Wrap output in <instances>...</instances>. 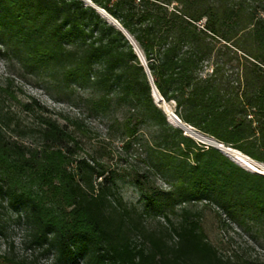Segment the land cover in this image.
I'll return each mask as SVG.
<instances>
[{"label": "trees", "instance_id": "1", "mask_svg": "<svg viewBox=\"0 0 264 264\" xmlns=\"http://www.w3.org/2000/svg\"><path fill=\"white\" fill-rule=\"evenodd\" d=\"M88 1L0 0V54L76 110L54 117L18 101L10 79L0 88V234L6 209L25 220L33 253L4 261L39 264L38 252L52 254L50 264H264L222 253L198 213L175 210L206 203L222 230L264 243V174L198 145L153 98L155 86L184 124L264 165V0ZM224 49L243 55L237 70L220 61ZM7 100L33 123L16 119ZM95 117L107 121L103 135ZM116 143L145 174L168 178L170 191L152 194L135 170L145 205L126 202L104 163Z\"/></svg>", "mask_w": 264, "mask_h": 264}, {"label": "rangeland", "instance_id": "2", "mask_svg": "<svg viewBox=\"0 0 264 264\" xmlns=\"http://www.w3.org/2000/svg\"><path fill=\"white\" fill-rule=\"evenodd\" d=\"M223 52L225 54L220 57V61H231L226 65V69L237 70L240 58H242L243 55L241 53H235L234 50L224 49ZM139 56L143 63V58L140 54ZM7 79L11 80L9 90L15 93L18 97V101H37L54 117H57L60 114H66L70 111H76L70 106L71 102H69L70 100L68 96L59 94L58 90L52 83L36 76L25 75L20 63L15 58L8 60L0 54V88H5ZM155 102L157 104L156 99ZM157 105L166 114L168 121L174 125L172 115H175V103H167L164 101L161 104L158 103ZM4 107L5 109L12 110L15 113L16 119H18L23 125H30L33 123V116L29 113L23 112L16 101L7 100L4 103ZM89 122L95 128L97 133L100 135L105 133V125L107 123L106 119L95 117L90 118ZM193 131L196 134H200L196 129H193ZM200 135L203 136L202 134ZM186 136L193 139L200 146L203 145L205 148H216L212 144L197 138L195 135ZM207 138L212 139L210 137ZM24 141L28 143L31 142V140ZM95 143L96 142L93 141L92 145L89 144L86 147L87 155H92L94 153ZM112 149L111 157L104 160L105 168L108 172L116 173L118 187L126 202L137 205L141 209H143L145 205L143 201V194L134 182L135 170H139L142 174H144L145 177L143 180L147 183V187L150 189L152 194H160L162 192L168 193L170 191L171 188L168 178L163 177L162 175L145 174L146 168L144 164L133 162V159L130 157L131 154H126L121 151L120 144L116 143ZM225 155L228 156L227 154ZM229 158L234 161L231 157ZM240 165L242 164L240 163ZM252 167L259 170L255 165ZM256 172L261 173L259 171ZM166 203L171 204V201ZM183 207H189L194 213L199 214L203 230L207 235L208 240L222 253L226 255L240 254L251 261L259 259L264 262V243L260 242L259 244H256L252 242L242 230L236 227L234 230H222L220 223L216 218L214 207H210L206 205V203L191 205L177 203L175 205V210L180 213V209ZM167 209L169 211L171 210L169 206ZM173 217L174 219L180 218L176 216ZM1 220L4 222L5 229L4 234H0V264H7L3 259L5 256H14V258L19 261L24 259L31 260L33 253L24 244L27 234V224L25 220H17L16 215L8 212L6 209L1 210ZM150 225L156 226V222L154 220H150ZM34 256L38 258L39 264H50L53 260L52 254L48 256H40L37 252Z\"/></svg>", "mask_w": 264, "mask_h": 264}, {"label": "water", "instance_id": "3", "mask_svg": "<svg viewBox=\"0 0 264 264\" xmlns=\"http://www.w3.org/2000/svg\"><path fill=\"white\" fill-rule=\"evenodd\" d=\"M87 3L90 4L91 2L87 0ZM99 11L101 12V14L103 16H105L106 18L109 19L110 22L114 23L115 25H117L118 27H121L120 24L114 20L113 18H111L110 16H108L106 14V12L102 9H99ZM124 32L126 33V35L129 37V39L132 41L133 45L135 46L137 52L141 55V57L143 58L144 62H143V65L146 66V62H145V59L142 55V52L140 51V49L138 48L137 44L135 43V41L131 38V36L124 30ZM153 98H155L157 100V104H161L162 102H164V98L160 95V93L158 92L157 88L155 86H153ZM173 116V121H174V125L181 128L182 130L185 131L186 135H195L197 138L201 139V140H204L210 144H212L214 147H216L217 149H219L221 152H223L224 154H226L225 152L226 151H231V150H234L232 148H229V147H225L223 144L219 143L218 141H216L215 139H213L214 141H210L207 137H204V136H201L200 134H195L193 133L192 129H194L192 126L190 125H187V124H184L176 115H172ZM173 124V123H171ZM240 156H241V159L244 161H239L241 162V164H245L247 166H253V165H262L254 160H252L251 158H249L248 156L242 154L240 152ZM260 174H264V173H260Z\"/></svg>", "mask_w": 264, "mask_h": 264}, {"label": "bare ground", "instance_id": "4", "mask_svg": "<svg viewBox=\"0 0 264 264\" xmlns=\"http://www.w3.org/2000/svg\"><path fill=\"white\" fill-rule=\"evenodd\" d=\"M193 131V129H192ZM194 133V131H193ZM196 134V133H195ZM210 141H214L213 139H209ZM229 157H231L232 159H234V161H236L237 163H241L239 161H243L241 159V154L239 151H236V150H231V151H226L225 152ZM244 162V161H243ZM242 166L246 167L247 169H249L250 171H253V172H256V171H259L261 173H264V165H258L256 164L255 166L258 167L259 170H257L256 168H253L252 166H247L245 164L242 163Z\"/></svg>", "mask_w": 264, "mask_h": 264}]
</instances>
